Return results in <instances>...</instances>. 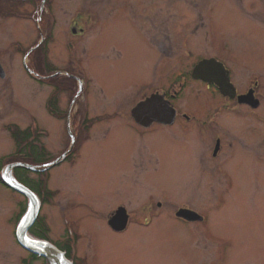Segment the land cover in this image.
<instances>
[{
  "label": "flooded vegetation",
  "instance_id": "af4514ba",
  "mask_svg": "<svg viewBox=\"0 0 264 264\" xmlns=\"http://www.w3.org/2000/svg\"><path fill=\"white\" fill-rule=\"evenodd\" d=\"M220 4L247 17L264 31V0H0V24L6 22L11 26L10 29L17 28L22 32L21 37L10 39L6 48L1 45L4 50L8 49L10 58L7 60L0 54V96H5L13 104L14 89L9 87L12 83V61L15 54H20V69L41 86L52 88L44 100L45 111L53 118H65L64 128L69 138L67 148L53 151L41 139L46 133L44 130L31 126L20 129L6 124L16 149H23L7 158L11 159L7 165L25 163L36 168H22V172L24 183L41 197V206L46 201L37 190L39 182L50 176L53 169L65 164L73 166L82 158L83 145L87 142H79L78 134L81 131L87 135L86 138L91 136L95 122L102 124L101 140L108 136L109 129L104 127L106 121L119 119L120 122L131 123L136 129L138 142L135 147L128 149L129 164L126 165L127 168L130 166V171L133 170L132 174L138 176L135 180H147L158 174L162 148L146 138L147 132L157 127H181L188 135H193L192 142L190 137L189 142H186L188 145L191 143V156L189 149L184 157L177 150L176 157L183 159L181 164L172 161V154L165 151L171 158V161L166 162L167 165L181 168L171 169V179L178 180V176L183 174L182 164L186 168L182 180L190 174L198 173V176H202L211 168L229 179L232 173H228L222 166L229 161L247 167L253 166L254 161L264 165V74L234 67L224 59L221 52L208 49L203 44L205 39L208 41L213 24V18L209 15ZM124 34L134 39V43L128 45L130 50L142 47L145 49L142 53L149 51L159 58L153 62L133 63L132 79L125 86L108 87L109 92L98 88L96 91L103 98L102 109L93 115L87 95L92 77L84 58L96 55L105 63L104 68H110L119 80L120 67L116 60L122 56L123 47L109 42L117 35ZM102 41L104 44L100 45ZM53 51L67 55L63 66L49 61L48 57ZM192 53L198 54L197 57L185 61L186 58L190 59ZM201 61L206 62V65L200 75H194V69ZM194 93L204 97L203 104L188 107L186 101ZM158 99L173 109L170 120L162 111L156 110ZM148 101L151 109L136 113L142 121L138 122L133 109L137 104ZM157 116L162 120H157ZM236 116L241 125L233 129L231 120H236ZM206 141L209 142L207 146ZM209 162L215 163L213 167ZM2 171L3 168L0 169V183L4 185ZM25 173L37 176L34 186L25 179ZM117 181L121 182L119 178ZM107 190L103 185L102 192L93 196L94 202H98L101 197V202L97 204L90 202L88 205L85 202L66 207L58 200L60 214L62 217L66 214V222H69V225L60 222L64 227L65 241H54L48 237V227L40 217L41 214L28 228V237L35 242L50 245L53 249L49 252L51 255H56L54 250L63 251L74 264V243L81 239L80 229L70 225V213L76 208L98 216L96 218H101L106 229L116 234L123 233L132 219L130 201L126 202L124 198L126 193L134 196L137 191L125 190L123 196L110 202ZM78 192L81 193L78 203H81L84 200L81 187ZM85 200L88 201L87 198ZM168 203L173 206L176 204L171 199ZM168 203L162 200L148 203L140 207V214L147 222L158 216L160 211L172 214L182 224L200 225L205 221L203 214L186 204L172 209ZM181 209L194 211L203 219L188 221L179 217L177 212ZM120 210H124L128 216L127 226L122 231H116L109 223ZM83 218L72 216L76 224L82 223ZM84 232L87 234V231ZM11 235L26 254L21 259L22 264H51L44 254L34 253L24 247L16 237V229H12ZM87 239L90 242L93 240L90 237ZM204 239L211 244L208 238ZM219 242L224 244V241ZM214 246L219 248V243L216 242ZM217 256L220 260L221 255Z\"/></svg>",
  "mask_w": 264,
  "mask_h": 264
},
{
  "label": "rangeland",
  "instance_id": "374dc122",
  "mask_svg": "<svg viewBox=\"0 0 264 264\" xmlns=\"http://www.w3.org/2000/svg\"><path fill=\"white\" fill-rule=\"evenodd\" d=\"M209 16H212L213 24L208 41L205 39L203 42L204 46L221 52L224 59L234 67L245 68L250 73L264 74V31L224 4L216 6ZM10 28L6 22L0 24V54L7 60L10 54L8 49L3 48H6L10 39L21 37L22 33L17 28ZM109 43L123 47L122 56L116 60L120 67L119 80L110 68H104L105 63L96 58V55L84 58L92 77L87 95L93 115L100 113L102 109L103 98L96 91L98 88L107 91L108 87L111 89L114 85L125 86L132 79L133 63L153 62L159 58L157 54L147 50L148 53H142L145 50L142 47L130 50L128 45H132L134 39L126 34L117 35ZM103 44L102 41L100 45ZM1 45L4 47L1 48ZM197 55L192 53L190 59L186 58L185 61L188 62ZM66 57L67 55L53 51L48 59L63 66ZM20 61L21 55L15 54L12 61V83L9 84L14 89L13 104L5 96H0V169L5 168L11 160L7 158L23 151L16 149V143L10 138L6 124L20 129L31 126L44 130L46 133L41 139L53 151L65 149L69 143L64 128L65 118H53L44 108V100L52 88L41 86L28 77L20 69ZM203 99V96L196 93L191 94L186 105L194 108L198 103L203 104ZM78 101L81 102L80 99ZM101 125V122H95L92 135H88V138L83 132H79V142L87 144L83 145V156L75 165L57 167L50 172V176L41 180L45 181L50 196L41 206L39 215L47 224L48 237L54 241H65L64 227L60 222L69 225L65 219L67 215L63 214L62 217L60 214L58 200L66 207L86 204L85 202L88 205L90 202L97 204L101 202V197L98 202H94L93 196L102 192L103 185L108 188L106 193L110 202L123 196L125 190L137 191L134 196L126 193L124 198L126 202L130 201L129 206L133 212L127 229L120 234L106 229L101 218H96L98 216L89 214L87 210L76 208L70 213L71 227L80 229L81 233V239L74 243V264H264V165L254 161L253 166L247 167L229 161L222 164L228 173H232L229 179L211 168V172L205 171L202 176L195 173L182 180V175L186 173L182 164L183 174L178 176V180L171 179V169L181 168L167 165L166 162L171 161V158L165 151L172 154V161L181 164L183 159L176 157L177 150L184 157L189 149L191 156V143L188 145L186 142H189V137L192 142L193 135H188L181 127H157L148 131L146 138L162 148L158 174L147 180H137L138 176L132 174L130 166L129 169L126 166L129 164L128 149L135 147L138 142L136 129L131 123L120 122L119 119L106 121L104 127L109 129L108 136L101 140ZM231 125L233 129H238L241 125L237 116L236 120H231ZM208 143L206 141V146ZM214 164L209 162L211 167ZM25 174V179L34 186L37 176L33 173ZM118 178L121 182L117 181ZM79 187L84 194L81 203H78L81 196ZM170 199L172 203H176L174 206L168 203ZM156 200L168 203L172 209L186 204L203 214L205 221L200 225L182 224L172 214L160 211L158 216L147 222L140 214V207L155 203ZM28 207V198L0 183V264H22L21 259L26 254L15 243L11 231L29 214ZM72 216L84 217L82 223L73 222ZM88 237L93 240L90 242ZM219 241H224V244ZM216 242L219 243V248H215ZM218 254L221 255L220 260Z\"/></svg>",
  "mask_w": 264,
  "mask_h": 264
},
{
  "label": "water",
  "instance_id": "95a60500",
  "mask_svg": "<svg viewBox=\"0 0 264 264\" xmlns=\"http://www.w3.org/2000/svg\"><path fill=\"white\" fill-rule=\"evenodd\" d=\"M205 65H206V62H204V61H201L199 64H197V66L194 69V75H197V76L200 75V73H202V70L205 67ZM149 101L139 103L133 109V114L135 115V118L138 122H142V121L140 120L139 116H136V113H139L141 110L151 109V105H150ZM156 110L162 111L164 113V116L169 120L173 117V114L171 112L173 109L170 108L169 106H167L165 103H163L159 99L157 100ZM156 119L162 120V118L160 116H157ZM20 165L24 166L25 168H29L31 170H36V168L34 166H31L28 164L20 163ZM14 166H16V164H11L7 167L5 174L3 176L4 183L7 186H9L10 188L17 190L18 192L23 193L24 195H26L30 199V213L27 216L26 220H24L19 225L18 231H17V238L24 247L29 248L30 250H32L35 253L44 254L50 260L51 264H59V256L58 255H56V257H55V255L49 254L50 251L47 249H46V251H40L39 249L32 247L31 244L29 242H27V240L25 239V232L34 220V215H35L34 210L36 208V202L33 199L31 192L26 187H24L23 185H21L20 183H18L17 181L14 180V178L11 174V170ZM177 216L182 217L188 221H196V220H202L203 219V217L201 215H199L198 213L191 211V210H187V209L179 210L177 212ZM127 220H128V216H127L126 212H124V210H120V212H117L115 214V216L112 218V220L110 221L109 224H110L112 229H114L116 231H122L126 228Z\"/></svg>",
  "mask_w": 264,
  "mask_h": 264
},
{
  "label": "trees",
  "instance_id": "16d2710c",
  "mask_svg": "<svg viewBox=\"0 0 264 264\" xmlns=\"http://www.w3.org/2000/svg\"><path fill=\"white\" fill-rule=\"evenodd\" d=\"M16 137V133L14 134ZM16 139V138H15ZM21 170V172H19ZM16 176L23 182H25V180L23 179V172H22V168H16ZM39 188H41V183L38 184ZM40 193V192H39ZM50 196V192L47 191V189H45V197H44V201H47L48 198Z\"/></svg>",
  "mask_w": 264,
  "mask_h": 264
}]
</instances>
